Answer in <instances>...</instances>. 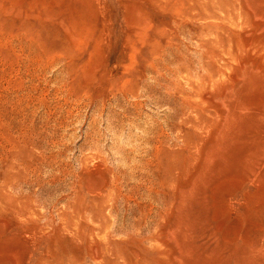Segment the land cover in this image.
Here are the masks:
<instances>
[{"label": "rangeland", "instance_id": "374dc122", "mask_svg": "<svg viewBox=\"0 0 264 264\" xmlns=\"http://www.w3.org/2000/svg\"><path fill=\"white\" fill-rule=\"evenodd\" d=\"M0 264H264V0H0Z\"/></svg>", "mask_w": 264, "mask_h": 264}]
</instances>
